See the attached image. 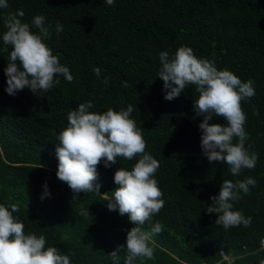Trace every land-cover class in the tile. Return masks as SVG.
<instances>
[{
	"label": "trees",
	"instance_id": "1",
	"mask_svg": "<svg viewBox=\"0 0 264 264\" xmlns=\"http://www.w3.org/2000/svg\"><path fill=\"white\" fill-rule=\"evenodd\" d=\"M0 8V204L19 205L13 215L25 225L26 235H44L46 246L69 255L71 264H112L108 255L126 246L127 232L136 227L127 214L107 207L118 187L119 168L131 171L140 158L97 166L96 192L73 193L58 179V134L68 126V113L92 102L90 112L119 111L132 105L131 118L142 130L147 154L159 161L155 179L164 206L143 225L152 233L149 246L154 259L137 258L136 264H259L264 260V0H8ZM23 10L22 22L32 25L44 16L50 38L44 42L69 68L73 81L58 75L60 83L47 92L29 88L15 95L6 92L5 69L11 45H4V21ZM57 23L63 31L57 33ZM181 46L191 47L200 59L214 61L242 82L253 81L255 95L241 102L249 152L258 155L252 169L233 175L220 161L210 162L201 148L200 123L194 110L199 93L194 85L171 101L159 78L162 51L172 57ZM7 49V50H5ZM19 65V62H17ZM95 67L101 70L97 77ZM107 79V83H105ZM127 82V87L124 83ZM210 124L225 125L213 116ZM237 139L234 138L233 143ZM42 165V166H41ZM255 179L247 194L230 201L234 211L251 217V225L225 229L209 214L212 196L224 180ZM47 184L50 197L41 196ZM88 210L89 216L81 215ZM123 264L126 248L119 253Z\"/></svg>",
	"mask_w": 264,
	"mask_h": 264
},
{
	"label": "clouds",
	"instance_id": "2",
	"mask_svg": "<svg viewBox=\"0 0 264 264\" xmlns=\"http://www.w3.org/2000/svg\"><path fill=\"white\" fill-rule=\"evenodd\" d=\"M104 2L113 6L115 0ZM8 7V0H0V8ZM24 15L23 10H17L9 13L4 21L7 31L3 33V43L12 46L5 69L6 92L15 95L26 87L34 94L47 92L60 83L56 79L58 75L71 83L74 77L69 68L61 65L58 56L53 55L52 49L44 42L50 38L48 28L44 26V16L34 17L32 25L39 29L34 33L28 23L22 22ZM56 31H63V26L57 23ZM159 59L162 65L159 78L166 90L164 99L171 101L179 97L189 85H194L199 93L194 110L198 116H203L199 128L201 148L207 159L226 163L233 175H238L242 169L254 168L259 157L245 146L248 138L244 129L246 115L241 106L242 101L255 95L253 81L242 82L233 72L218 70L214 61L197 58L193 49L187 46L179 47L172 57L162 51ZM93 71L100 76L98 67ZM104 82L107 83V79ZM124 86L127 87V82ZM92 107L89 101L68 113V126L57 137L55 151L59 163L56 175L73 193L99 194L100 185L96 181L97 166L101 161L108 168L117 162V157L132 160L139 156L131 171L119 168L115 172L114 182L118 187L107 202L110 211L118 210L121 216L127 214L130 222L137 226L127 232L126 246L118 245L108 255L112 264H120L119 253L125 248L123 264H136L137 258L154 259V249L149 243L152 233H159L162 225L157 222L151 232L142 230L139 225L164 206L163 193L154 178L159 161L145 152L146 140L142 130L131 118L132 105L126 110L109 108L102 113L90 112ZM213 116L222 117L226 126L210 124ZM234 138L236 143H233ZM255 184L251 177L236 182L223 181L219 194L211 197L212 206L207 208L209 214H219L215 221L217 225L225 229L251 225V217H245L242 211H234L230 201L240 199V192L247 194L249 186ZM44 197H50L46 183L41 199ZM19 210L17 203L8 207L0 204V264H71L69 255L61 254L54 246L45 247L44 235L25 234L24 223L13 215ZM81 215L89 216L88 210L81 211ZM261 245L264 247V239ZM259 264H264V260Z\"/></svg>",
	"mask_w": 264,
	"mask_h": 264
},
{
	"label": "built area",
	"instance_id": "3",
	"mask_svg": "<svg viewBox=\"0 0 264 264\" xmlns=\"http://www.w3.org/2000/svg\"><path fill=\"white\" fill-rule=\"evenodd\" d=\"M218 255H219V257H220L223 261H225L227 264H230V263L232 262V260H233V259L230 258V257H226L224 251H222V250H219V251H218Z\"/></svg>",
	"mask_w": 264,
	"mask_h": 264
},
{
	"label": "crops",
	"instance_id": "4",
	"mask_svg": "<svg viewBox=\"0 0 264 264\" xmlns=\"http://www.w3.org/2000/svg\"><path fill=\"white\" fill-rule=\"evenodd\" d=\"M226 256V255H225ZM227 257V256H226ZM231 258V257H230Z\"/></svg>",
	"mask_w": 264,
	"mask_h": 264
},
{
	"label": "bare ground",
	"instance_id": "5",
	"mask_svg": "<svg viewBox=\"0 0 264 264\" xmlns=\"http://www.w3.org/2000/svg\"><path fill=\"white\" fill-rule=\"evenodd\" d=\"M234 261V260H233Z\"/></svg>",
	"mask_w": 264,
	"mask_h": 264
}]
</instances>
